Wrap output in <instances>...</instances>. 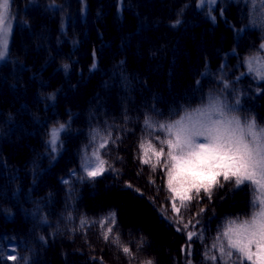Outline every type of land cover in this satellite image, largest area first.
<instances>
[{"label": "trees", "instance_id": "trees-1", "mask_svg": "<svg viewBox=\"0 0 264 264\" xmlns=\"http://www.w3.org/2000/svg\"><path fill=\"white\" fill-rule=\"evenodd\" d=\"M56 2L63 12L48 10L49 0H14L10 55L0 62V237H15L10 243L30 257V264H142L147 259L158 264L157 254L147 250L146 233L139 225L130 228L123 214L141 208L172 237L173 249L164 251L168 263L186 264L181 251L186 233L169 219L173 214L165 173L137 160L138 143L149 136L143 120L145 114L159 122L178 118L185 108L206 102L210 91L221 90L218 78L223 75L243 93L238 114H255L264 122V92L253 91L257 83L264 88V82L247 76L235 81L245 71L244 59L264 41V29L249 25L247 0H218L215 23L195 7L196 0H122L121 12L117 0H86L83 16L81 0ZM181 4L189 5L180 16L182 23L170 27ZM93 48L97 68L90 71ZM63 64L70 65L68 71ZM229 93L223 96L231 103ZM49 94H55L53 101L46 99ZM64 121L70 127L62 135L61 152L51 160L46 133ZM93 129L119 137L103 153L116 171L77 182L70 171L81 174L82 150ZM63 179L71 183L65 185ZM231 188L226 184L214 190L211 200L193 201L182 210L187 220L205 208L198 217L204 239L191 242L193 264H206L204 246L227 220L249 215L247 191ZM37 201L46 223L33 215ZM112 211L114 233L132 248L135 259L101 238L98 221ZM82 218L89 221L83 229Z\"/></svg>", "mask_w": 264, "mask_h": 264}, {"label": "snow or ice", "instance_id": "snow-or-ice-1", "mask_svg": "<svg viewBox=\"0 0 264 264\" xmlns=\"http://www.w3.org/2000/svg\"><path fill=\"white\" fill-rule=\"evenodd\" d=\"M218 0H196L195 7L206 11L208 19L213 23L217 17L213 11ZM14 0H0V62L6 63L10 55V44L14 31L15 15L13 13ZM48 10L63 12L64 6L57 4L56 0H49L46 5ZM189 7L181 4L177 11V18L169 25L178 27L182 20L180 16ZM247 15L250 26H259L264 29V0H247ZM86 0H81L80 13H86ZM123 10L122 0H117V11ZM223 17L224 9H219ZM61 31H64L62 25ZM78 43V41H77ZM123 62H121V65ZM245 71L235 77L239 82L242 77H250L254 82H264V43L254 55H249L242 62ZM62 69L68 71L70 65L63 64ZM224 65L220 71L223 72ZM97 68L96 49H92V63L89 70ZM207 75V73H202ZM126 80V77H121ZM199 84V81H197ZM218 83L223 85L219 91H210L206 102L188 109L185 108L178 118L167 122L154 121L145 114L143 126L149 133L148 137L141 138L138 143L137 160L140 164L150 166L153 172L158 168L165 173L167 190L170 193V210L173 214L169 219L177 227V231L186 233V245L181 246V251L186 254V264H193L192 241L194 238L203 241L204 233L200 225V217L205 208L201 207L187 220L182 210L187 209L193 201L207 198L212 199L216 189H222L230 184V191L244 189L249 195L250 213L246 218L229 219L217 231L210 244L204 246L202 253L206 264H264V122L255 114L241 116V96L232 81L218 78ZM230 90L233 100L227 102L223 96L224 91ZM253 91L256 94L264 92V88L257 83ZM46 99L53 101L55 94H49ZM154 110V109H153ZM8 119L12 116L9 113ZM70 127L68 121L57 122L48 127L45 141L46 154L55 160L63 148L62 135ZM161 135H154L155 133ZM119 137H113L112 132H101L93 129L91 141L82 150L80 175L75 170L70 171V176L77 182L95 181L109 170L116 171L112 164L104 158L109 145L116 144ZM155 141V142H154ZM157 144L159 147H157ZM6 166V165H5ZM14 181L13 175L8 178ZM65 185L70 180L61 181ZM154 183V181H152ZM131 188L132 185L128 184ZM139 192V189H136ZM15 195V192L13 193ZM71 195V189H69ZM34 216H39L41 222L46 223L47 217L40 216L41 208L36 202ZM6 215H11L5 210ZM69 219L71 217L69 216ZM101 228V238L118 247L120 251L131 259L135 255L130 246L122 244L118 233H114L116 226V213L112 211L98 221ZM89 225L86 218L80 220V228ZM15 237L3 235L0 244V262L10 264H30L28 255L21 256L13 243ZM45 241L44 237L39 238ZM141 244L143 240L141 239ZM31 251V250H29ZM102 259V258H101ZM142 264H154L152 259H147Z\"/></svg>", "mask_w": 264, "mask_h": 264}, {"label": "rangeland", "instance_id": "rangeland-1", "mask_svg": "<svg viewBox=\"0 0 264 264\" xmlns=\"http://www.w3.org/2000/svg\"><path fill=\"white\" fill-rule=\"evenodd\" d=\"M262 43H264V41ZM103 201H105V199H103ZM145 213H147V215ZM123 214L131 222L132 226H130V228L132 227V229H134V226L139 225L146 233V237L149 239L147 250L157 254L158 264H169V259L164 251L173 249V244L170 243L172 237L167 233L165 234L162 227H158L155 224L151 218V214L141 208H129L126 211L124 210ZM169 252L172 251L169 250Z\"/></svg>", "mask_w": 264, "mask_h": 264}]
</instances>
